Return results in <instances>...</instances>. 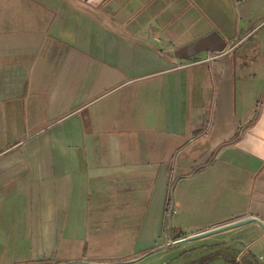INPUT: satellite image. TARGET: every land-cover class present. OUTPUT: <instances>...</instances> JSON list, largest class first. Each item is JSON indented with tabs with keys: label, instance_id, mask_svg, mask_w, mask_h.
Wrapping results in <instances>:
<instances>
[{
	"label": "crops",
	"instance_id": "crops-1",
	"mask_svg": "<svg viewBox=\"0 0 264 264\" xmlns=\"http://www.w3.org/2000/svg\"><path fill=\"white\" fill-rule=\"evenodd\" d=\"M250 217L264 264V0H0V264H236L175 241Z\"/></svg>",
	"mask_w": 264,
	"mask_h": 264
},
{
	"label": "rangeland",
	"instance_id": "rangeland-1",
	"mask_svg": "<svg viewBox=\"0 0 264 264\" xmlns=\"http://www.w3.org/2000/svg\"><path fill=\"white\" fill-rule=\"evenodd\" d=\"M251 39H248L246 41V45L242 46L241 48H245L246 50L251 49ZM254 57H256L254 55V53H250L247 56V62L248 64L251 63V61L254 59ZM166 232H169L170 227L167 224L166 228H165ZM169 234V233H168ZM239 234L236 233V230H232V229H227L224 230L223 233H219L218 236V241L217 243H215L216 246H219V248H215V251H223L229 255H231L234 259L235 258H239L240 260L238 262H236V264L241 263L242 257H238V254L241 252L244 244H245V240L243 238H240V236H238ZM206 237H202V238H198L196 240H202L203 242H208L209 240L212 239H207L206 241ZM212 238V237H211ZM175 239L172 240V242H174ZM200 241V242H202ZM172 242L170 243V246L167 248H161L160 246H155L153 248H151L150 250H155V252L149 253V254H142V251H134L132 249L131 246H120V247H109V248H99V250L96 252V254L89 255L87 253V250L85 251L84 248V253L86 255H88L87 257H91V258H95V259H99V260H111L112 262H123V261H130L128 263H121V264H180L179 262L176 263V259L179 257L181 259V257L179 256V252L183 249H177L174 251L175 248H178L179 246H184V244H190V243H186V242H181L177 245H171L173 244ZM229 242H232L233 246L229 245ZM207 244L203 245L206 246ZM160 249V250H159ZM150 250H146V251H150ZM82 254L81 251H77L76 253H74V257H79L81 255H85ZM98 263H104V262H98ZM242 264H244L242 262Z\"/></svg>",
	"mask_w": 264,
	"mask_h": 264
},
{
	"label": "water",
	"instance_id": "water-1",
	"mask_svg": "<svg viewBox=\"0 0 264 264\" xmlns=\"http://www.w3.org/2000/svg\"><path fill=\"white\" fill-rule=\"evenodd\" d=\"M248 222H257L260 225H263L260 220H258L257 218L254 217H250V218H246V219H242V220H237L234 222H230L227 224H223L221 226H217L215 228H211V229H207V230H203L200 232H197L195 234H191L189 236H186L185 238H182L180 240H177L175 242H179V241H183V240H193V239H198V238H202V237H206L208 235L220 232V231H224L226 229H230L236 226H240L243 225L245 223ZM174 243V242H172ZM167 245H170V243H168ZM155 252V250H150L149 252H147L146 254ZM130 261H123V262H104V263H98V262H75V263H83V264H121V263H128ZM57 264H68V263H57Z\"/></svg>",
	"mask_w": 264,
	"mask_h": 264
},
{
	"label": "built area",
	"instance_id": "built-area-1",
	"mask_svg": "<svg viewBox=\"0 0 264 264\" xmlns=\"http://www.w3.org/2000/svg\"><path fill=\"white\" fill-rule=\"evenodd\" d=\"M210 58H212V57H210Z\"/></svg>",
	"mask_w": 264,
	"mask_h": 264
}]
</instances>
